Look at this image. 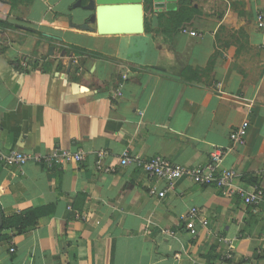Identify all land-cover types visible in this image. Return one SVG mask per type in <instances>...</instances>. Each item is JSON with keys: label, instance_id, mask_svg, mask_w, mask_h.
Instances as JSON below:
<instances>
[{"label": "crops", "instance_id": "1", "mask_svg": "<svg viewBox=\"0 0 264 264\" xmlns=\"http://www.w3.org/2000/svg\"><path fill=\"white\" fill-rule=\"evenodd\" d=\"M150 2L143 33L100 35L94 0H0V149L84 155L50 168L0 161L2 215L44 212L1 232L0 264H264V201L187 179L170 189L120 163L127 151L205 167L220 149L236 187L264 192V0H189L196 36L169 27L179 0ZM190 209L208 221L195 218V233Z\"/></svg>", "mask_w": 264, "mask_h": 264}, {"label": "built area", "instance_id": "2", "mask_svg": "<svg viewBox=\"0 0 264 264\" xmlns=\"http://www.w3.org/2000/svg\"><path fill=\"white\" fill-rule=\"evenodd\" d=\"M257 26L259 28H264V15L259 13L257 15ZM182 33H188L191 36H196L197 33L194 31H188L184 28L181 30ZM118 90V95L121 91ZM248 127V122L244 121L241 126L234 129L230 133V139L232 142L239 143L243 141L246 134V129ZM105 152L100 151L99 160L97 162V168L100 169V160L105 156ZM224 155L223 150H215L211 153L210 161L205 166L191 167L186 165H179L171 162L169 159L157 155L149 159H139L131 157L127 151L122 152L120 158V163L122 165H128L134 163L139 166L144 173L150 178L162 180L167 183L168 188L172 189L176 182L180 179H187L193 183L209 186L212 185L218 189H222L227 195H237L245 203L257 205L264 201V192L262 189L255 188L252 191H246L234 185V179L236 178V173L232 169L219 168V164L222 161ZM84 160V155L82 153L72 152L70 150L63 149H53L50 153L44 155L30 156L18 150L2 151L0 149V161H2L7 166H21L30 161L33 163L44 165L45 167L62 166L68 163H80ZM108 167L104 168V171H109ZM150 192L156 194L159 197H163L166 190L157 191L155 187H152ZM186 228L191 233H195L196 229V219L201 225V227H206L208 221L202 217L198 216V211L196 209H190L188 214H186ZM183 217V218H185ZM11 252L14 251L13 248L10 249Z\"/></svg>", "mask_w": 264, "mask_h": 264}, {"label": "water", "instance_id": "3", "mask_svg": "<svg viewBox=\"0 0 264 264\" xmlns=\"http://www.w3.org/2000/svg\"><path fill=\"white\" fill-rule=\"evenodd\" d=\"M96 31L100 35L141 34L144 32L143 0H94ZM154 11L176 8V0H153ZM157 21V18H154ZM3 215L0 210V234Z\"/></svg>", "mask_w": 264, "mask_h": 264}, {"label": "trees", "instance_id": "4", "mask_svg": "<svg viewBox=\"0 0 264 264\" xmlns=\"http://www.w3.org/2000/svg\"><path fill=\"white\" fill-rule=\"evenodd\" d=\"M151 0H143L144 5L149 4ZM191 5L189 0H179L178 7L175 11L168 13L167 22L169 27L174 31H181L186 28L187 23L189 22L190 12L193 11L190 8ZM147 9L144 8V11ZM145 19V14H144ZM0 24L3 25L2 22ZM145 25V20H144ZM44 214L43 211H38L34 209H28L22 212L19 215H14L10 218L3 216L2 231L6 230H16L18 233L25 232L35 226L37 219ZM11 237V235L7 234ZM6 238V233L0 236V240Z\"/></svg>", "mask_w": 264, "mask_h": 264}, {"label": "rangeland", "instance_id": "5", "mask_svg": "<svg viewBox=\"0 0 264 264\" xmlns=\"http://www.w3.org/2000/svg\"><path fill=\"white\" fill-rule=\"evenodd\" d=\"M150 6H151V8H152V4H151V2H150L149 4H147V5L145 4V5H144V8H145V9H148ZM146 11H147V10H146ZM149 19H150V18L146 15V16H145V19H144L146 25H148V24L150 23V22H149Z\"/></svg>", "mask_w": 264, "mask_h": 264}]
</instances>
